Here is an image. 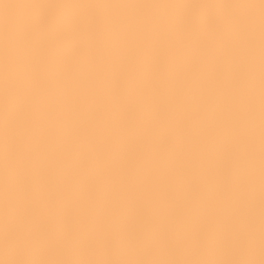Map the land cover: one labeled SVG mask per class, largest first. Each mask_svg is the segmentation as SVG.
<instances>
[{
	"label": "clouds",
	"instance_id": "obj_1",
	"mask_svg": "<svg viewBox=\"0 0 264 264\" xmlns=\"http://www.w3.org/2000/svg\"><path fill=\"white\" fill-rule=\"evenodd\" d=\"M33 5L0 32V264H262L261 0Z\"/></svg>",
	"mask_w": 264,
	"mask_h": 264
},
{
	"label": "bare ground",
	"instance_id": "obj_2",
	"mask_svg": "<svg viewBox=\"0 0 264 264\" xmlns=\"http://www.w3.org/2000/svg\"><path fill=\"white\" fill-rule=\"evenodd\" d=\"M38 2L40 0H0V32L6 28L15 30L22 27L28 20L30 5ZM165 2L222 3L225 0H165Z\"/></svg>",
	"mask_w": 264,
	"mask_h": 264
},
{
	"label": "snow or ice",
	"instance_id": "obj_3",
	"mask_svg": "<svg viewBox=\"0 0 264 264\" xmlns=\"http://www.w3.org/2000/svg\"><path fill=\"white\" fill-rule=\"evenodd\" d=\"M261 8L264 10V0H261ZM262 25H264V21H262ZM262 53H264V39H262ZM262 69H264V66H262ZM262 130H264V70H262ZM262 149H264V131H262ZM262 208H264V151H262ZM262 264H264V261H262Z\"/></svg>",
	"mask_w": 264,
	"mask_h": 264
}]
</instances>
